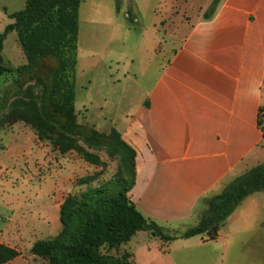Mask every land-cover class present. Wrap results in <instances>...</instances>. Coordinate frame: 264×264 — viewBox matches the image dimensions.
<instances>
[{"label": "crops", "instance_id": "crops-1", "mask_svg": "<svg viewBox=\"0 0 264 264\" xmlns=\"http://www.w3.org/2000/svg\"><path fill=\"white\" fill-rule=\"evenodd\" d=\"M89 1L79 6L77 46L82 10L89 8L88 17L101 19L100 3L92 7ZM173 1L167 4L171 10ZM212 1L195 5V19L184 11L176 12L178 24L170 22L177 24L173 36L181 34L176 46L169 38L164 48L158 23L153 25L146 69L155 67L158 74L123 129L116 131L136 154L129 200L144 218L168 230L192 220L199 204L206 206L207 199L249 171L252 164L260 165L259 156L264 153L257 124L258 112L264 109V0H220L214 14L205 19ZM104 9L110 11L111 4H104ZM92 54L85 51L82 63L94 66ZM205 210L198 213V221ZM239 222L245 237L257 227L262 232L257 240L263 243L262 192L238 205L226 219L231 226L227 236L222 239L218 233L216 241L230 245ZM139 236L143 238L137 240ZM197 237L169 243L166 253L164 245L155 243L161 242L158 238L138 232L128 244L136 242L123 249L134 264H166L164 257L173 248L177 251Z\"/></svg>", "mask_w": 264, "mask_h": 264}, {"label": "rangeland", "instance_id": "rangeland-1", "mask_svg": "<svg viewBox=\"0 0 264 264\" xmlns=\"http://www.w3.org/2000/svg\"><path fill=\"white\" fill-rule=\"evenodd\" d=\"M168 1L90 0L92 7H98L97 3H100L103 8L98 14L101 19L96 20L88 17L89 8L82 10L77 46L80 63L76 65L74 99L80 126L93 128L105 135L112 130L123 129L130 112L143 99L145 89L159 71L155 67L146 69L152 54L149 43L153 25L158 23L164 48L168 47L169 38H172L170 44L176 46L181 37L178 33L173 36L178 24L176 12L184 11L195 19V5L201 2L174 0L171 10L167 7ZM24 3L25 0H0V34L5 26L12 23L7 15L21 11ZM106 3L111 4L110 11H105ZM174 21L177 24H171ZM95 34L104 38L96 39L92 36ZM87 50L93 53L94 66L82 63ZM1 56L9 72L0 77V119L16 100L23 97L26 89L39 93L46 71L37 74L34 69L26 67L14 32L3 41ZM165 57L164 52L162 60ZM42 64L45 69L57 66L54 59H45ZM87 152L96 156L99 164L84 161L75 151L60 154L50 143L38 140L35 132L22 122L0 125V242L20 253L8 264H46L31 255L29 250L34 242L49 240L59 232L58 210L62 201L68 195L100 186L117 176L121 169L117 153L104 146L88 149ZM259 161L264 164V153L259 156ZM252 165L251 169L255 167V164ZM89 177H93L91 183L80 185V180ZM205 209L204 203L199 204L192 220L173 230H166L182 233L196 225L198 213ZM228 224L225 220L219 228L222 239L231 228ZM240 224L237 237L230 245L216 240L205 241L202 235L187 245H181L177 251L173 248L170 255H165L164 263L264 264V241L257 240L262 232L255 227L245 237ZM140 238L143 237H136L137 240ZM136 239L118 249H102L101 254L109 264H134L123 248L134 244ZM153 242V246L155 243L158 247L164 245V251L168 252L169 243Z\"/></svg>", "mask_w": 264, "mask_h": 264}, {"label": "trees", "instance_id": "trees-1", "mask_svg": "<svg viewBox=\"0 0 264 264\" xmlns=\"http://www.w3.org/2000/svg\"><path fill=\"white\" fill-rule=\"evenodd\" d=\"M83 1L25 0L21 11L7 15L12 23L0 34V77L9 72L1 52L3 41L12 32L26 67L37 74L46 70L39 93L26 89L0 119V125L22 122L38 140L50 143L60 154L75 151L91 164H99V160L87 150L102 146L121 159V169L112 180L68 195L62 201L58 210L59 232L49 240L34 242L30 254L46 264H109L101 250L118 249L138 232H146L163 243L202 235L205 241L216 240L220 226L246 197L257 192L264 194V164L236 177L219 194L207 199V208L198 223L180 234L170 233L144 218L128 198L135 181V152L116 131L105 135L77 123L74 99L78 10ZM219 1H212L205 19L214 14ZM45 59L56 60L57 66L45 69ZM257 124L264 139V109L258 112ZM92 181L93 177H89L79 183L87 185ZM19 256L16 249L0 243V264H8Z\"/></svg>", "mask_w": 264, "mask_h": 264}]
</instances>
